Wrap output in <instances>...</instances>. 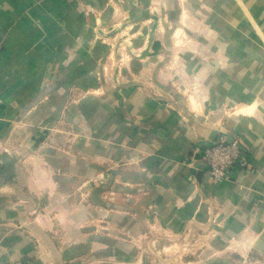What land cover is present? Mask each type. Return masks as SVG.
I'll return each instance as SVG.
<instances>
[{
  "label": "crops",
  "instance_id": "obj_1",
  "mask_svg": "<svg viewBox=\"0 0 264 264\" xmlns=\"http://www.w3.org/2000/svg\"><path fill=\"white\" fill-rule=\"evenodd\" d=\"M101 1L0 0V264H120L104 260L105 256L136 264L127 255L136 250L135 246L123 240L120 232L80 238L85 231L70 226V232L63 237L59 234V223L63 222L65 228L68 221L71 200L67 192L73 174L86 175L96 168L81 158L64 157L65 153L54 147L41 152L37 149L53 132L63 108L68 109L69 121L70 110L76 109L96 134L98 129L110 132L112 158H137L131 167L113 165L111 170L112 187L129 193L124 199L128 211L111 212V219L133 234L147 229L146 216L153 218V211L145 214L139 208L147 203L154 204L157 219L173 235L183 233L187 221L206 220L208 201L212 200L220 206L214 234L219 241L243 235L252 219L249 210L254 207L258 208L256 218L263 219L264 104L253 106V113L225 117L227 125L242 135L241 145L250 167L234 170L230 180L215 182L204 170L199 152L216 137L217 130L209 122L218 117V112L211 114L206 124L201 117L191 123L174 110H166L148 97L146 100L133 87L124 89L126 105L113 98L111 107L103 97L94 95L69 101L73 88L85 91L96 85L99 38L95 28ZM235 1L230 0L235 8L232 14L228 0L219 2L229 12H221L219 4L220 13L213 12L221 19L213 24L218 30L217 42L227 47L217 54L218 62L215 59L211 64L208 60V69L203 72L208 76L207 108L218 109L221 100L246 103L257 96L264 99V0H239L253 16L261 38L243 34L233 38L228 31L232 23L245 22L239 18L242 13ZM125 113L128 122L120 118ZM18 122L25 125L24 130L14 129ZM104 144L94 140L90 146L78 147L84 154L99 145V150L108 152ZM115 174L121 175L120 182ZM140 189L146 193L141 195ZM103 204L118 209L121 206L115 202ZM247 237L238 239L240 251H264V237ZM97 254L99 261L87 258Z\"/></svg>",
  "mask_w": 264,
  "mask_h": 264
},
{
  "label": "rangeland",
  "instance_id": "obj_2",
  "mask_svg": "<svg viewBox=\"0 0 264 264\" xmlns=\"http://www.w3.org/2000/svg\"><path fill=\"white\" fill-rule=\"evenodd\" d=\"M77 1L84 3V0ZM101 2L103 7L99 9L102 11L99 13V24L95 28L96 36L99 38V69L95 77L96 85L92 88L88 87L85 91L73 88L69 93V101L76 102L82 96L94 95L99 99L103 97L111 107L113 98L115 102H119L120 99L122 104L126 105L128 101L124 100V89L133 87L139 89L146 100L149 98L166 110H174L181 119L186 121L191 119V123H194L195 118L201 117L206 124L210 120L209 116L218 112V117L209 122L216 128V133L231 131L242 136L239 131L227 125L225 117L239 115L241 112L248 114L255 112L256 108L250 110L246 106L253 103L254 107L257 103L264 104L263 97H253L246 103L234 102V100L229 103L221 100L217 104L218 109L207 108L208 76L203 74L205 69H208V60L211 64L215 59L218 62L217 54L221 55L227 47L217 42L218 30L213 24L214 21L221 19L213 12L220 13L219 8H221V12L230 11L229 13L232 14L235 8L230 0L227 2L229 11L226 10L225 4H220L219 0H103ZM217 4L220 5L219 8ZM235 5L242 13L239 14V18L244 19L245 22L237 21L231 24L228 31L233 34V38L240 34L261 38L256 27L254 28L253 16L251 18L247 7L241 5L239 0L235 1ZM103 12H105L104 18H102ZM68 113L67 108L60 111L53 132L46 136L37 149L41 152L46 147H54L65 153L62 156H69L74 160L81 158L95 164L96 168L86 175L73 174V184L67 192V199L71 200L67 211L69 216H65L71 224L65 222V230L64 223H59L60 236L63 237L75 227L85 231L80 238H86L92 233L94 236L97 233L99 238V232L110 236H113L112 232H120L123 240L135 246L136 250L127 255H129L128 260L136 264L145 262L147 264H264V251L260 253L252 250L240 251L237 245L238 239L245 240V236H249L250 239L252 234L264 237V215L259 221L255 214L258 209L256 207L253 211L249 210L252 219L248 220L247 230L242 232L243 235H235L230 240L222 241L214 237L216 226L219 225L216 210L220 207L214 200L208 201L209 215L206 220L187 221L184 232L176 235L159 222L153 203L139 206L141 212L145 214L150 210L154 212L152 219L145 217L146 230L133 234L113 221L111 212L128 211V208H124L127 206L124 199L129 193L112 187L111 170L113 165L114 167L120 165L122 169L127 168L134 164L137 158L130 159L123 155L119 160L112 158L109 151L112 145L110 132H99L98 129L96 134V130L79 110H70V121ZM125 115L126 113L120 118L128 122ZM24 128L25 125L18 122L14 129L21 131ZM101 133L109 138H102ZM94 140L105 143L102 147L108 148V152L99 150L101 149L99 145L84 154L80 147L85 144L90 146ZM12 143L14 146L15 142ZM114 177L117 182L122 180L119 174H115ZM230 179L232 176L213 181ZM194 187L197 188L195 184ZM139 193L143 195L146 191L140 189ZM206 195L208 196L209 192ZM103 202H115L121 206L119 209L117 206L112 208L105 206ZM255 224H258L256 230ZM115 236H118L117 233ZM97 255L87 258L99 261V254ZM118 255L122 256V254ZM103 259L125 263L122 258L117 259L114 256H105Z\"/></svg>",
  "mask_w": 264,
  "mask_h": 264
},
{
  "label": "built area",
  "instance_id": "obj_3",
  "mask_svg": "<svg viewBox=\"0 0 264 264\" xmlns=\"http://www.w3.org/2000/svg\"><path fill=\"white\" fill-rule=\"evenodd\" d=\"M199 157L212 180L231 178L234 170L250 167L241 136L231 131L217 132L214 140L201 148Z\"/></svg>",
  "mask_w": 264,
  "mask_h": 264
},
{
  "label": "bare ground",
  "instance_id": "obj_4",
  "mask_svg": "<svg viewBox=\"0 0 264 264\" xmlns=\"http://www.w3.org/2000/svg\"><path fill=\"white\" fill-rule=\"evenodd\" d=\"M248 106H249V107H247V108H249V109L251 110V109L253 108L254 105H248ZM247 108H246V109H247Z\"/></svg>",
  "mask_w": 264,
  "mask_h": 264
}]
</instances>
